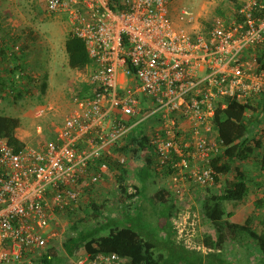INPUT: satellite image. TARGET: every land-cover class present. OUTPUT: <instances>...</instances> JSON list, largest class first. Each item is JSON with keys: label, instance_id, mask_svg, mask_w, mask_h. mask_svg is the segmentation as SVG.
<instances>
[{"label": "built area", "instance_id": "2783aa9c", "mask_svg": "<svg viewBox=\"0 0 264 264\" xmlns=\"http://www.w3.org/2000/svg\"><path fill=\"white\" fill-rule=\"evenodd\" d=\"M42 2L47 14L65 15L68 34L83 41L89 90L74 96L42 145L14 150L0 139V264H36L46 248L60 246L69 236L62 219L86 213L96 185L105 182L107 190L112 177L119 185L130 157L120 148L146 119L154 117L143 132L153 164L178 198L215 187L211 160L225 149L213 124L216 111L264 98V68L255 55L264 39V0H232L231 14L215 16L202 31L192 26L193 11L174 10L172 0ZM22 74L15 72L10 91ZM253 130L264 139V120ZM70 261L126 264L116 253Z\"/></svg>", "mask_w": 264, "mask_h": 264}, {"label": "trees", "instance_id": "16d2710c", "mask_svg": "<svg viewBox=\"0 0 264 264\" xmlns=\"http://www.w3.org/2000/svg\"><path fill=\"white\" fill-rule=\"evenodd\" d=\"M230 2L232 3V0ZM218 13L222 16L220 10ZM6 42V39H0V71L3 69L14 73L20 71L23 73L21 78L30 81L31 77L28 71H25L21 67L22 64L17 62L15 52L7 49ZM64 49L68 65L83 73L91 62L83 41L67 34ZM255 55L259 67L264 68V39L258 46ZM11 56H13L15 64L9 62ZM45 78L39 85L41 94L46 92ZM11 88L10 83H3L0 78V92L6 94L5 97H18L23 91H10ZM88 90L89 87L82 83V90L77 91L76 95L82 98ZM257 108L263 109L261 113L256 112ZM245 111L250 112V117L244 115ZM261 119L264 120V98L253 107L231 101L226 108L218 109L215 113L213 124L225 149L211 160V165L217 173L215 183L217 184L219 177L224 179L219 188H204L209 190V194L202 199L200 213L205 222L207 221L217 228L215 239H212L208 234L204 236L203 245L210 249L205 255L200 250L189 249L183 246L180 241L181 244L172 238L162 243L165 246L168 245L164 254L159 253L157 251L163 247L159 244L160 242L154 240L151 233L144 234L143 227L136 226L137 221L142 219V215L145 216L149 213L150 209L147 205H155L159 208V216L165 222V229L172 227L171 220L175 219L178 214L177 211L173 212L172 204L174 196H177L172 190L164 187V183L167 182L165 180L167 174L153 164L154 151L148 144L147 136L143 135V130L139 129L137 132L133 130L120 148L126 155L134 159L140 158L143 163L137 170L138 181L131 180L130 187H128L126 179L119 177V185L107 189L110 191L107 199H104L100 206L94 200L91 201L88 205L89 216L77 218V221L70 225L69 236L63 240L61 245L46 248L36 264H65L71 257L82 253L91 256L116 253L126 259V264H264V232L259 234L250 232L251 237L254 238L253 249L257 247L254 253L253 249L247 247L245 250L248 252L245 250L241 252V248L234 244L238 242L236 236L244 234L246 229L243 225H237L235 221L231 220V210L227 208V204L230 202H241L247 197L249 178L243 163L251 160V156L255 154L254 161L257 165L255 168L264 171V139L257 132L254 136L252 134ZM20 125L18 117L0 112V139L5 140L14 150L24 147V142L16 135V130ZM117 150L119 151V149ZM161 178L164 179V182H160ZM262 188L259 190L260 192H262ZM108 200L110 202L112 200L117 205L115 211L117 214L113 216H107L98 211L99 208H106ZM180 200L183 201V199ZM184 201L187 203V200L184 199ZM153 214H150L151 217L154 216ZM91 215L94 221L88 225L87 219ZM69 218L71 219L70 215ZM248 222H250L249 219L244 224L247 225ZM179 247H182L185 252L181 253ZM245 254L251 255L253 258L256 257V261L251 263L249 259H244L246 262L241 263Z\"/></svg>", "mask_w": 264, "mask_h": 264}, {"label": "rangeland", "instance_id": "374dc122", "mask_svg": "<svg viewBox=\"0 0 264 264\" xmlns=\"http://www.w3.org/2000/svg\"><path fill=\"white\" fill-rule=\"evenodd\" d=\"M175 4L193 11L195 23L192 26L198 27L200 31H202V27L207 26L210 20L219 15V10L222 12V16H229L232 6L230 0H175ZM0 23V39L7 40V49L15 52L17 62L22 64L21 67L28 71L31 77L30 81L22 79L21 83H16L14 88L16 92L23 90L18 97H5L6 94L0 92V112L18 117L21 125L16 130L17 137L24 141V145L37 147L53 136L56 129L62 124L63 119L73 108V98L77 91L82 90V83H86L91 67L88 66L82 73L68 65L64 49L65 37L69 33L68 21L65 15L47 14L42 0H0ZM13 46H18L19 50H14ZM9 62L15 64L13 56L10 57ZM14 74L12 71H9V77L4 74L8 83H12ZM0 77H2L1 74ZM44 78L47 88L46 92L41 94L39 85ZM153 121L154 117L146 119L138 124L134 130L137 132L142 129L144 132ZM254 156L255 154L251 156V160L245 161L243 166L248 177L261 179V182L258 183H261L263 187L264 171L255 168L257 165ZM111 167L117 168V164L112 162ZM223 179L218 178L215 188L222 185ZM163 180L161 178L160 182H164ZM115 182L116 180L112 177L108 185L113 187L112 183L115 184ZM260 187L259 189L262 188ZM198 194L199 192H197L196 197H193L194 204L189 198V205L193 210L179 211L175 218L178 233L181 235L180 239L189 247H197L196 243H198L195 240L197 237L194 235H197V230L196 227L194 228L193 223H200L201 225L205 223L200 213L199 204L201 205L202 200L198 199ZM261 196L264 197L263 193L259 198ZM184 199L187 200L186 197ZM103 201L104 199L101 197V199H96L94 202L100 206ZM106 203V208H97L98 211L107 216L117 214L115 212L117 210L115 202L108 200ZM148 209H150L149 213H145L147 216L142 215V219L137 221L136 226L143 227L144 234L151 233L153 239L163 246L157 252L164 254L168 245L165 246L162 243L171 238L174 231H170L171 233L168 231L166 236L161 228L164 225V220L159 216V208L155 205H148ZM150 212L154 213L153 217H151ZM87 213L88 215H86ZM185 214L190 215L189 219L181 220ZM88 216L89 212L87 211L75 217L71 216V219L69 216L62 219L63 236H68L70 225L77 221V218H87ZM93 221L94 218L91 215L87 219L88 225H91ZM187 223L188 225H186ZM183 227H187L188 232L191 234V239L187 242L184 241L186 237L184 236L185 229H182ZM179 250L181 253L185 252L182 247H179ZM256 250L257 247L252 251ZM230 257L232 256L230 255ZM70 259L65 264H71ZM238 261L240 260L238 259ZM244 262L246 261L242 259L241 263Z\"/></svg>", "mask_w": 264, "mask_h": 264}, {"label": "crops", "instance_id": "0c3cea01", "mask_svg": "<svg viewBox=\"0 0 264 264\" xmlns=\"http://www.w3.org/2000/svg\"><path fill=\"white\" fill-rule=\"evenodd\" d=\"M173 4H174L173 7L176 8L177 5L175 4V2ZM0 74L2 75V77H0V78L2 79L3 83H6L7 77L4 74H6L9 77V71L7 69L6 70L3 69L0 71ZM142 165H143V163L141 162L140 158L134 159L132 157H129L127 165L125 167H123L122 169H120L122 172L119 174L118 177H123L124 179H126V184L128 185V187H130L129 182L131 180H134L136 182L138 181L137 176H136L137 170ZM248 178L249 179L247 181V184L249 186V190H248L247 197L244 200H242L241 202H234V203L230 202L229 204H227V208L229 210H231V214H232L231 220L235 221L237 223V225H243L244 229H246L244 234H240V235L236 236L238 238L237 239L238 242H235L236 244L233 243L234 245L241 248L240 249L241 252H244L245 247H247L249 249H253V247H254V240H253L254 238L251 237L252 234H250V232H254L256 234H259L262 231L264 232V197L261 196L259 198V196L262 194V192L259 191V190H261V189H259V187L261 186V183L260 184L258 183V182H261L260 181L261 179L256 178V177L254 178L252 176L248 177ZM165 180L167 182L164 183V187H166L167 189L169 188L171 190L170 180L168 178H166ZM100 185L101 186H98V187L96 185L94 187V191L89 193L90 201H93V200L95 201L96 199H99V198L101 199V197H102V199H105L106 197H108V194L110 193V191L105 189L107 184L104 182L103 184H100ZM258 185H259V187H258ZM102 187H104V189ZM95 190H96V192H95ZM197 192H199L198 199H201V200L204 199L205 197H207L209 194L208 189L194 188L188 194V196H190V197L185 196L187 198V203L184 201V198H183V201H181L179 198L174 196L173 203H172L173 204V212L177 211L179 213V211L181 210V212H182L183 209H185L184 211H186V212L189 210L192 211L193 209L189 205V200L191 199V201L193 202L192 204H194L195 200L193 199V197L197 196ZM201 200H199V201H201ZM185 204H187V207H185ZM199 206H200V204H199ZM147 207H148V205H147ZM88 209L89 208H87V211H88ZM247 219H249L250 222H248V224L245 225L244 223ZM193 224H194V228L196 227V230H197L196 232L198 235L197 236L194 233L195 234L194 236L197 237V238H195V240L198 242V243H196L197 247H193V246L189 247V246L185 245L184 242H182V240L180 239L181 235H180V233H178L179 230H177L178 225L176 224L175 219L171 220L172 227L165 229V222H164V225L161 228L165 232L164 234L166 236H167L168 231L169 232L174 231L171 234L172 239H174L176 242L180 241L183 244V246L188 247L189 249L196 248L197 250H200V252L203 255H205L208 251H210V249L205 248L203 245L204 244L203 243L204 236H205V234H208L211 236L212 239H215V237H216L215 234H216L217 228L215 225H212V224L208 223L207 221L203 225H201L200 223H193ZM186 225H188V223ZM182 229H185L184 230L185 231L184 236L186 237V239L184 241L187 242V241H189V239H191V237H190L191 234L188 232L187 227L186 228L183 227ZM190 230H192V229H190ZM230 251H231V253H233L232 249H230ZM246 252H248V251H246ZM254 252L255 251H253V253ZM230 255L231 254H229V256ZM238 255H240V253H238ZM246 255L248 257H245ZM245 256L242 259H246V260L249 259L250 262L256 261L255 260L256 257L253 258L249 254H245Z\"/></svg>", "mask_w": 264, "mask_h": 264}, {"label": "bare ground", "instance_id": "6f19581e", "mask_svg": "<svg viewBox=\"0 0 264 264\" xmlns=\"http://www.w3.org/2000/svg\"><path fill=\"white\" fill-rule=\"evenodd\" d=\"M175 2V0H172V8L174 9V10H178V9H180V8H182L181 6H176V8L175 7H173V3ZM185 8V7H184Z\"/></svg>", "mask_w": 264, "mask_h": 264}, {"label": "clouds", "instance_id": "9594fccd", "mask_svg": "<svg viewBox=\"0 0 264 264\" xmlns=\"http://www.w3.org/2000/svg\"><path fill=\"white\" fill-rule=\"evenodd\" d=\"M177 224V223H176Z\"/></svg>", "mask_w": 264, "mask_h": 264}]
</instances>
